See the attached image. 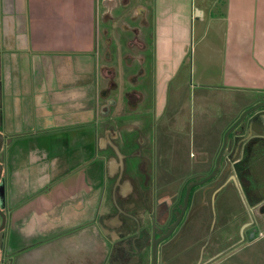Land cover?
<instances>
[{
    "label": "crops",
    "instance_id": "obj_1",
    "mask_svg": "<svg viewBox=\"0 0 264 264\" xmlns=\"http://www.w3.org/2000/svg\"><path fill=\"white\" fill-rule=\"evenodd\" d=\"M122 17L135 63L151 70L156 57L158 69L150 73V105L141 88L147 76L133 68L130 89L116 76L117 110L104 115V76L122 72L123 56L112 51L121 46ZM189 46L198 107L210 94L264 93V0H0V248L24 250L13 264H35L39 252L47 258L63 248L86 250L82 264L96 262L105 245L100 122L123 107L135 122L137 110L161 113ZM241 101L230 123L249 117L244 110L253 102ZM181 102L166 107L176 113Z\"/></svg>",
    "mask_w": 264,
    "mask_h": 264
},
{
    "label": "flooded vegetation",
    "instance_id": "obj_2",
    "mask_svg": "<svg viewBox=\"0 0 264 264\" xmlns=\"http://www.w3.org/2000/svg\"><path fill=\"white\" fill-rule=\"evenodd\" d=\"M127 47L121 40L120 50L131 52ZM136 63V71L151 83L149 66ZM116 76L115 70L104 76L102 114L117 106ZM127 94L121 91L122 100ZM257 103L244 110L248 118L238 115L225 128L212 155L189 150L178 169L160 165L146 122L120 120L122 108L114 117L104 116L98 151L105 162L99 217L105 245L96 250L94 264H219L259 242L264 237V122L259 119L264 114ZM23 251L7 254L0 248V264H13ZM85 251L56 249L47 258L39 252L35 264H82Z\"/></svg>",
    "mask_w": 264,
    "mask_h": 264
},
{
    "label": "rangeland",
    "instance_id": "obj_3",
    "mask_svg": "<svg viewBox=\"0 0 264 264\" xmlns=\"http://www.w3.org/2000/svg\"><path fill=\"white\" fill-rule=\"evenodd\" d=\"M126 20V17L125 19L124 17L120 19V25L117 28L116 36L118 34V40H122L127 46V33L121 29V24L126 25ZM133 25H135V23H133ZM135 26L139 27L138 24ZM118 46L112 48L114 55L116 53L115 51L118 49L120 50ZM189 49L190 46L187 47V52L185 49L181 54V58L183 57V59L181 63H177L168 93L169 99L167 100V105L169 103L177 104L178 98L181 97V107H179V104L176 105L179 110L175 113L173 107H166L167 105H164V110L162 108L161 113L155 112L154 109L148 112L149 115L147 114V111H145L146 109L137 110L132 113L134 117L142 120L140 122L142 126H145V122L148 124L147 128H149V130H146L147 135L150 138L156 139L155 155L160 158V165L163 168L178 169L179 167H184L186 155H188L189 150L199 152V154L201 153L200 155H212L222 138L223 131L229 125L232 116H235L239 111L237 108L238 101L241 99L245 100V102L241 101V105H245L247 102H258L260 105V103L264 102V93L262 92L257 94L254 92L239 94L231 93L223 98L219 95L214 96L210 94L209 97L204 100V107H198L197 104H194L193 90L189 89V83L191 81L189 73ZM120 53L121 56H123L121 58V70L123 71L117 76L121 77L122 75V83H126L125 88L130 89L132 84L127 82L126 79L129 74L133 73V68L136 69V66L137 68L140 67V64L135 63L137 56L135 54L132 55V52L120 50ZM128 56L129 58L134 59L133 64H129L130 66H126V62L124 61V57L128 58ZM142 65L145 66L144 63ZM151 65L152 67L151 70H149V73L154 75L155 71L158 69L156 57L155 62ZM167 66V70L171 71L172 66ZM170 79L171 78H169V80ZM118 81L120 84L121 79H118ZM192 87L193 86H191V88ZM141 88L146 92L143 105L144 107H147L151 103L149 94L150 90L153 89L152 83L145 79L144 84H141ZM177 91L180 96L177 94ZM242 95H246L247 97L242 98ZM237 99L239 100L236 101ZM261 107H264V105H261ZM113 110L115 112L117 107H114ZM127 111V107H123L121 112L122 115L119 116L120 120H129L126 119V117H130L128 114L126 115L125 112ZM1 221L2 217L0 215V224ZM225 260L219 264H264V237L259 240V242L249 245L245 250H241Z\"/></svg>",
    "mask_w": 264,
    "mask_h": 264
},
{
    "label": "water",
    "instance_id": "obj_4",
    "mask_svg": "<svg viewBox=\"0 0 264 264\" xmlns=\"http://www.w3.org/2000/svg\"><path fill=\"white\" fill-rule=\"evenodd\" d=\"M259 104H257L256 106H258ZM260 105H264V102L260 103ZM226 135V133H225ZM1 140H2V136L0 134V146H1ZM0 176H1V166H0ZM3 198V184L1 182V178H0V200ZM1 217H2V222L0 224V229L3 227L4 225V221H5V217L2 213H0Z\"/></svg>",
    "mask_w": 264,
    "mask_h": 264
}]
</instances>
